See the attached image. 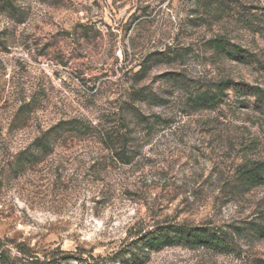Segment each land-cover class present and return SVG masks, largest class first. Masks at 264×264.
<instances>
[{"label": "rangeland", "instance_id": "1", "mask_svg": "<svg viewBox=\"0 0 264 264\" xmlns=\"http://www.w3.org/2000/svg\"><path fill=\"white\" fill-rule=\"evenodd\" d=\"M222 80L264 89V0H0V256L22 243L74 256L54 264H264V183L239 178L264 161V109L232 88L189 103ZM64 121L91 127L39 153ZM171 223L226 247L134 248Z\"/></svg>", "mask_w": 264, "mask_h": 264}, {"label": "trees", "instance_id": "2", "mask_svg": "<svg viewBox=\"0 0 264 264\" xmlns=\"http://www.w3.org/2000/svg\"><path fill=\"white\" fill-rule=\"evenodd\" d=\"M216 50L221 53H229L232 57H238V54L233 50V47H229L228 42L222 38L215 39L213 41ZM232 46V45H231ZM243 50H239V58L243 56ZM171 79L177 80L178 78L172 77ZM229 88L235 89L237 96H246L253 94L257 96V104L259 109H264V89L259 86H249L247 84L235 83L232 80H222L215 84L213 88L205 92L192 95L189 98L191 106L199 109L215 108L224 101V97L227 96L225 91ZM246 94V95H245ZM143 94H139L142 97ZM148 98V97H147ZM242 100V99H238ZM243 101H241L242 103ZM144 118V117H143ZM90 125H86L81 121H70L61 122L55 127L48 130L44 138L38 139L34 146L38 149L39 153H45L53 149V146L57 140L66 134L69 130L82 132L89 129ZM104 138L112 140L110 133L105 132ZM33 156L24 157L22 162L24 165L26 162L32 160ZM26 160V161H25ZM240 181L245 187L256 186L264 183V161H255L253 163H245L241 166L239 172ZM2 239L0 238V243ZM136 245L134 248L146 251V248H160L165 245L184 243L190 247L195 246H208L214 249L226 247L224 239L218 236L215 231H212L207 226H191L187 224H166L158 227L157 229L148 232L138 238L135 241ZM17 250L21 257L11 258L9 254L2 253L0 258L6 264H54L62 263V261L73 258V254L60 248L50 252L52 260H42L39 256L35 255L34 252L28 251L25 244H16ZM132 261H136L137 253H131ZM136 257V258H135ZM47 258H49L47 256ZM135 258V259H134Z\"/></svg>", "mask_w": 264, "mask_h": 264}]
</instances>
